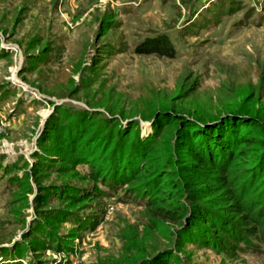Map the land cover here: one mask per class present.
Here are the masks:
<instances>
[{
  "label": "rangeland",
  "instance_id": "1",
  "mask_svg": "<svg viewBox=\"0 0 264 264\" xmlns=\"http://www.w3.org/2000/svg\"><path fill=\"white\" fill-rule=\"evenodd\" d=\"M245 2L0 0V264H124L137 239L171 248L164 264H264L258 234L250 245H206L194 232L182 242L181 225H154L123 190L95 196L90 167L66 159L53 132L89 123L93 140L139 120L131 134L143 137L146 118L171 110L226 116L215 127L227 142L260 133L239 108L264 120V13ZM161 35L174 57L137 51Z\"/></svg>",
  "mask_w": 264,
  "mask_h": 264
},
{
  "label": "trees",
  "instance_id": "2",
  "mask_svg": "<svg viewBox=\"0 0 264 264\" xmlns=\"http://www.w3.org/2000/svg\"><path fill=\"white\" fill-rule=\"evenodd\" d=\"M137 51L171 57L176 53L167 35L147 39ZM239 108L258 117L261 130H253L251 139L241 134L227 142L215 127L225 123L226 116L195 121L171 110L146 118L155 121L154 130L143 137L138 128L131 134L139 120L129 121L128 133L112 130L107 137L93 140H87L94 129L89 123L68 134L59 126L53 132L61 135L58 142L66 159L90 167L95 196L123 190L127 198L134 196L133 200L142 203L154 225H181L177 235L182 242L194 239V232L200 233L206 245L218 247V237L232 246L250 245L249 239L257 234L264 242V120L245 105ZM54 135L49 139L54 140ZM87 228L86 224L79 226ZM134 242L124 247L130 254L124 264H164L161 255L171 250L154 252L141 239ZM59 250L67 249L61 246Z\"/></svg>",
  "mask_w": 264,
  "mask_h": 264
},
{
  "label": "built area",
  "instance_id": "3",
  "mask_svg": "<svg viewBox=\"0 0 264 264\" xmlns=\"http://www.w3.org/2000/svg\"><path fill=\"white\" fill-rule=\"evenodd\" d=\"M257 11L264 13V0H252Z\"/></svg>",
  "mask_w": 264,
  "mask_h": 264
},
{
  "label": "crops",
  "instance_id": "4",
  "mask_svg": "<svg viewBox=\"0 0 264 264\" xmlns=\"http://www.w3.org/2000/svg\"><path fill=\"white\" fill-rule=\"evenodd\" d=\"M234 1H236V0H232V2H234ZM238 1L240 2L239 3V5H240L239 10H240V9H242L243 5L246 4V2H245V0H238ZM247 1L251 3V0H247ZM236 9H238V8L236 7Z\"/></svg>",
  "mask_w": 264,
  "mask_h": 264
}]
</instances>
